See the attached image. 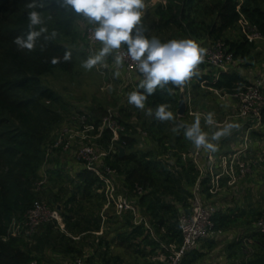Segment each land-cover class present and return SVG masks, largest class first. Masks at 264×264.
Returning a JSON list of instances; mask_svg holds the SVG:
<instances>
[{
  "label": "trees",
  "instance_id": "16d2710c",
  "mask_svg": "<svg viewBox=\"0 0 264 264\" xmlns=\"http://www.w3.org/2000/svg\"><path fill=\"white\" fill-rule=\"evenodd\" d=\"M241 1L239 11L236 0H167L164 6L157 7L160 24L167 31L174 30L181 38H199L204 35L206 41L221 40L228 46L234 60L244 61L243 72L221 73L216 81L208 74L194 75L196 80L193 83L190 81L189 88L185 85L186 94L190 91L195 98L199 94L207 97L211 94L207 88L232 93L245 83L244 70L253 65L251 61L254 62L256 58V55H252L255 45L243 39L234 41L224 37L227 31L236 27L241 15L264 35V0ZM28 3L29 0H0V264H28L32 260L38 264H48L44 260V253L49 247L53 252L60 247L62 252L73 258L83 257L82 248H76L75 241L81 235L95 236L99 232V213L104 205V197L97 193L100 188L99 179L82 168L75 176V191L64 199V207L60 212L71 236L62 233L59 235L61 240L57 241L52 236L54 224L42 225L31 238L25 237L22 231L13 233L16 226H21L33 203L40 200L42 195L35 190L36 183L41 180L40 169L47 147L42 129L52 124V107L59 101L57 94L43 84V78L56 70L71 73L76 65L79 42L85 41V34L84 37L80 36L77 26L86 19L71 10L63 9L57 0H42L43 7L36 10L41 11L49 33L55 29L58 35L52 40H45L42 35L32 50L18 49L14 38L26 35L29 31L27 12L32 9L27 7ZM66 50H71V60L61 59L57 64L51 62L52 57H62ZM245 73H249V70ZM203 80L206 81L205 89L200 87ZM136 89L144 91L138 87ZM178 101V88L169 82L164 89H157L148 97L145 109L142 110L146 112L152 108L153 114L149 121L143 118L141 127L137 126L138 118L136 124L119 119L125 129L120 133L118 145L125 148V155L120 157L118 152L111 153L105 162L117 170L122 177L120 183L126 190H132L137 184L146 191L138 199V204L149 218L156 235L166 243L174 241L180 244L177 205L187 209L197 173L190 161L182 158V154L191 150L193 143L183 135V127H176L180 124L190 125L195 118L178 116ZM161 103H166L173 111V120L159 121L155 118V108ZM194 105L210 108L205 104L200 105L198 101ZM106 111L104 108L92 109L91 114H86L87 120L97 126ZM136 111L139 112L136 117L141 118L140 109ZM141 131L148 134L143 144L147 148L145 150L136 149L138 143L142 144L139 135ZM110 139V132L105 131L98 142L107 148ZM165 155L168 160L161 158ZM61 178L56 167L48 169L49 182ZM82 205L88 214L77 217L84 210ZM93 208L98 213L96 219L92 218L95 213ZM237 210L239 213L233 215L217 213L213 218L215 228L230 230L252 226L262 216L260 209L252 212ZM123 221L121 227L124 231L117 234L120 243L134 247L136 254L146 259V264H163L151 260L159 249L158 242L150 239L142 226L133 227L129 216L123 217ZM250 237L251 246L255 249L248 257L243 256L240 263L264 264V232L251 234ZM97 239L96 252L89 258L83 257L86 264H118L119 256L112 258L108 255L105 239L101 236ZM95 255L99 258L96 259ZM201 258L202 255L194 251L186 256L182 264H197Z\"/></svg>",
  "mask_w": 264,
  "mask_h": 264
},
{
  "label": "built area",
  "instance_id": "2783aa9c",
  "mask_svg": "<svg viewBox=\"0 0 264 264\" xmlns=\"http://www.w3.org/2000/svg\"><path fill=\"white\" fill-rule=\"evenodd\" d=\"M236 1L239 11L242 1ZM150 3L164 6L166 0H150ZM237 25L240 26L241 35L246 43L264 44V35L243 15H241ZM199 44L206 51L203 61L197 66L196 75L208 74L212 80L216 81L221 73L243 72L244 61L234 60L228 46L223 41H202ZM85 46L91 55L95 54L101 47V43L93 39L92 25L89 24L85 26ZM110 55L108 69L113 73L119 70L121 74L126 75V78H133L139 84L140 80L143 79V74L138 71L136 63L130 58H126L123 65L117 66L114 63V54ZM253 70L254 72L252 71L251 74L244 72L246 74L245 83L232 93L207 88L216 96L218 102L226 103L230 107L231 110L228 114L219 115L216 110L196 106L193 102L190 107L192 94L190 91L186 94L187 111L185 115L191 118L199 115L202 126L215 128L223 127L227 122H235L239 124V127L234 137L236 146L228 152L221 151L220 141H213V143L218 144V149L215 152L205 151L203 148H197L193 145L188 153L182 154V158H187L194 167L197 177L191 188V197L188 200L187 209L179 206L177 228L181 238L180 244L174 241L166 243L156 235L149 218L138 204V199L146 191L137 184L132 190H126L120 183L117 170L106 164L105 158L111 153L118 152L120 133L124 132L125 129L120 124L117 113L112 110L106 111L97 126L87 120L86 113H82L78 116L79 126L76 130L65 127L59 132L53 143L46 149L45 159L40 169L41 180L36 183L35 190L39 191L48 179V167L51 169V165L47 162L52 158V154L55 151L67 153L78 139L81 141V145L75 152L76 160L81 162L82 168L93 173L100 181V188L97 193L104 197V205L100 214L102 221L105 220L108 212L112 211L115 216L121 219L129 216L133 227L142 226L149 238L157 241L159 245L156 254L151 258L152 261H159L163 264H182L186 256L197 251L206 240L235 241L240 245V250L244 256L248 257L250 253H247L246 247L251 246L250 235L264 232V212L245 231L216 229L213 218L217 213L223 214L226 210L221 200L223 180H226V185L233 189L232 195L238 201L244 199L245 187L242 184L247 178L259 175L264 180V59ZM191 79L181 86L184 89L185 85L189 88ZM205 84L206 81L204 80L200 82L202 88H205ZM208 112L214 113L217 125L205 124L204 118ZM105 131L111 134L107 148H103L98 142L102 139ZM140 135L143 145L148 134L141 131ZM90 137L97 143H91ZM45 224H54L60 229L64 227L60 211L52 210L46 203L37 200L27 211L21 226H16L13 233L22 231L25 237L31 238ZM102 227L103 224L97 234L102 233ZM217 252L221 253L213 256ZM216 253L210 254L214 264H224L223 262L229 261L226 257L225 248H219ZM222 257L224 258L223 262L220 259ZM230 262L241 264L232 257ZM28 264H38V262L32 260ZM65 264H86V260L83 257H78L65 262Z\"/></svg>",
  "mask_w": 264,
  "mask_h": 264
},
{
  "label": "rangeland",
  "instance_id": "374dc122",
  "mask_svg": "<svg viewBox=\"0 0 264 264\" xmlns=\"http://www.w3.org/2000/svg\"><path fill=\"white\" fill-rule=\"evenodd\" d=\"M145 3L146 14L142 17L145 34L149 37L155 36L162 42H166L171 39H181V36L175 34L174 30L167 31L164 27L161 26L159 17L156 14L158 6L152 5L150 3V0H145ZM86 25H88V22L87 20H84L77 26V30L82 37H84ZM240 30V26L236 25L234 29L226 32L224 38H228L234 41L243 39ZM192 39H195L199 43L202 41L205 42L207 37L203 35L199 38ZM76 50L78 51L77 61L75 68L71 73L56 70L55 72H53V74L43 78V84L52 89L59 97V101L57 102V104L52 107L53 113L50 116L52 124L45 125V127H43L42 129V132L44 131L43 133H45L46 137L44 142V144L47 146L46 149L49 148L59 132L65 127L76 130L79 126V123L77 121L78 116L82 113L91 114L92 109L104 108L106 110H112L113 112L117 113L120 120H122L123 122H131L133 124H136L138 118V127H141L143 118L145 119V121H149L150 115L147 113V111L145 112L144 110L140 109L141 118L139 116L136 117L139 113H137L136 111V106L128 103V94L132 91L137 90L136 86H138V82L134 80L132 83L121 76L115 77V75H112V72L110 75L107 66L110 62L111 55L106 57L104 64H98L91 70H87L82 66V62L91 54L87 52L84 40H81L79 42V47ZM252 55H256V58L254 62L250 60L251 63H253V65L249 69H247L249 70L250 74L252 71L254 72L253 69L255 62H259L264 59V44L255 45ZM247 70H244V72H247ZM193 82L194 81H191V83ZM175 86L178 88V92L180 93L182 86ZM195 93L198 94L197 91H195ZM194 98L195 95L192 94V99L189 103L190 107L191 103L193 102L194 104L195 101H198L200 105L205 104V106L207 105L210 108H220V106H222V102H220L219 105L216 96H214L212 92L207 97H202L199 94V97L195 98V101ZM204 130L206 131V129ZM207 132L210 133V131ZM89 141L93 144L97 143V141H95L91 137L89 138ZM80 145L81 141L76 139L75 143L67 153L55 151L52 154L51 160L47 162L50 163L51 168L54 169L56 167V170L60 171V174L62 176L61 179L51 182H49V180L47 179V181L41 186V190H39V192H41L42 194L40 196V200L46 203L47 206L52 210L57 209L61 212L64 207V199L67 198L71 192L75 191V176L77 174V171L82 169L81 162H79L75 158V152L78 150ZM136 149L145 150L147 148L138 143ZM166 156L167 155L162 156L161 158L164 160H168V157ZM119 178L122 179L121 176H119ZM232 194L233 189L231 187H226L225 190H223L221 199L224 196H227L226 198H224L225 203L229 201L231 202V200H233L231 198ZM257 202L259 203V199L257 200ZM245 203L246 206L244 208L245 210H247L251 202L249 201L248 203V201H246ZM73 206H75V202ZM78 207L79 205L77 204L76 209H78ZM82 208L84 210H81L80 215H78L77 217L85 216V214H88V211L86 207H84V205H82ZM92 210H94L95 212L93 213L92 218L96 219L98 213L94 208ZM99 214H101V211ZM123 222V218L121 219L120 217L115 216L112 211L108 212L104 221H102L101 218V225L103 224L104 232L101 237H103L105 239L104 241L108 243V255L112 256V258L115 256H119L120 260L118 264H146V259L136 254L134 247H127L126 245L121 244L119 239L117 238V234L124 231V229H122L121 227ZM52 227V236L57 241L61 240L59 235L62 233L66 234L67 236H71L69 235L68 230L65 228V224L63 229H60L58 226L54 225ZM97 241V236L95 237L93 235L84 234L81 235L78 241H75V246L76 248H82L83 257L89 258L92 253L96 252L95 250L98 244ZM246 249L247 253L249 252L251 254L255 248L254 246H249L246 247ZM44 256V260L47 261L48 264H65V262H69L73 258L62 252L60 250V247H58L54 252L50 250V247L46 248ZM95 256L96 259L99 258L98 255ZM242 258L240 259L239 257L238 261L241 262Z\"/></svg>",
  "mask_w": 264,
  "mask_h": 264
},
{
  "label": "clouds",
  "instance_id": "9594fccd",
  "mask_svg": "<svg viewBox=\"0 0 264 264\" xmlns=\"http://www.w3.org/2000/svg\"><path fill=\"white\" fill-rule=\"evenodd\" d=\"M65 10H71L87 20L92 25L93 39L101 43V47L83 60L82 66L91 70L98 64H104L106 57L114 54V63L123 65L126 58L136 63L137 69L143 74L138 89L128 94V103L139 109H145L149 96L164 89L172 82L174 85H183L197 74V66L203 61L205 48L195 39L181 38L162 42L159 38L149 37L145 34L142 17L146 14L145 0H57ZM31 11L27 12L28 29L26 35L16 36L14 43L18 49L32 50L39 37L44 35L45 40L55 39L58 35L53 29L49 33L41 11L42 0H29L27 4ZM39 26V27H37ZM72 59L71 50H66L62 57L54 56L51 62L57 64ZM120 71L114 72L119 77ZM147 113L153 114L148 108ZM154 116L159 121L173 120L174 113L166 103L157 105ZM205 124L217 125L214 113L208 112L204 118ZM183 127V135L197 148L215 152L221 137L230 134L231 130L238 128L239 124L227 122L223 127H217L211 133L205 131L201 125V117L197 115L190 125H177Z\"/></svg>",
  "mask_w": 264,
  "mask_h": 264
},
{
  "label": "crops",
  "instance_id": "0c3cea01",
  "mask_svg": "<svg viewBox=\"0 0 264 264\" xmlns=\"http://www.w3.org/2000/svg\"><path fill=\"white\" fill-rule=\"evenodd\" d=\"M107 69H108V66H107ZM108 71L110 72V75H111V71L109 69H108ZM112 75L114 76L113 72H112ZM120 76L127 79L128 81H130L132 83L134 81L133 78L132 79L126 78L125 74H120ZM115 77H117V76H115ZM191 78H192L191 81L196 80V78L194 76ZM201 89H203V88L201 87ZM221 104H222V106H220V108L216 107V108H211V109L214 111L216 110L219 115L220 114L221 115L228 114L231 110L230 107L226 103H221ZM219 105H220V101H219ZM202 127H204V126H202ZM216 128L217 127H215V128L204 127V129H206V131H210V133L212 131H215ZM236 130H237V128L232 129L230 134L223 136L218 140L221 142V151L228 152L236 146V140L234 139ZM222 186H223V190H225V188L228 187L226 185V180H223ZM242 186L245 187V191L243 193L244 194L243 200L238 201L233 197V195L231 196V198L233 199V200H231V202L229 201V202L225 203L224 198H226L227 196H224L221 199L223 205L226 208V210L224 211L223 214H232V215L237 214V213H239L237 208L242 210V212L243 211L252 212L256 209H260L263 213L264 212V180L259 175L258 176H251V177L247 178L245 180V182H243ZM222 195H223V191H222L221 197H222ZM223 199H224V201H223ZM258 199H259V203L257 202ZM246 201H248V203H249V201L251 202V204L249 205V208L247 210H245V208H244L246 206V203H245ZM177 207H179V205H177ZM248 227L250 228L251 225L250 226H243V227L238 228V229H230V231H239V230L245 231V229ZM102 231H103V227H102ZM101 234L95 233V236L99 237V236H101ZM77 238L75 237L74 239H77ZM236 244H238V243L235 241H232V240H224V241H218V242L217 241H211V240L204 241L202 246L196 251L202 255V258L197 262V264H214L213 263L214 260H212L210 258V254L216 253V251H218V249L221 247L226 249V257L229 259V261L227 260V261L223 262L224 258L222 257V258H220L221 261L224 264H232V262H230V259H231L230 255L235 256L234 254H236L235 259H237V260L239 259V257L241 259L244 256V253L240 250V245H236ZM220 253L221 252H217L213 256L220 254ZM233 256H232V258H233Z\"/></svg>",
  "mask_w": 264,
  "mask_h": 264
},
{
  "label": "water",
  "instance_id": "95a60500",
  "mask_svg": "<svg viewBox=\"0 0 264 264\" xmlns=\"http://www.w3.org/2000/svg\"><path fill=\"white\" fill-rule=\"evenodd\" d=\"M187 111V97H186V91L182 87L179 93V101H178V108H177V115L180 117L185 116ZM118 155L120 157H123L125 155V148L119 147L118 148Z\"/></svg>",
  "mask_w": 264,
  "mask_h": 264
}]
</instances>
